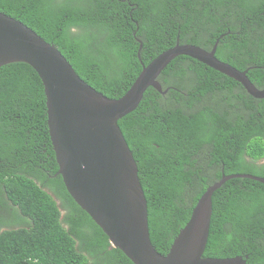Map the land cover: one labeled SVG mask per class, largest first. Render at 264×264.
<instances>
[{"label":"trees","instance_id":"obj_1","mask_svg":"<svg viewBox=\"0 0 264 264\" xmlns=\"http://www.w3.org/2000/svg\"><path fill=\"white\" fill-rule=\"evenodd\" d=\"M0 10L56 45L111 98L178 40L210 50L220 39L217 57L264 88V0H0ZM158 80L168 92L149 87L118 124L137 162L152 243L166 254L224 173L264 177V98L186 55ZM58 169L42 79L25 62L1 66L0 264H134ZM212 203L204 256L264 264V183L231 178Z\"/></svg>","mask_w":264,"mask_h":264},{"label":"water","instance_id":"obj_2","mask_svg":"<svg viewBox=\"0 0 264 264\" xmlns=\"http://www.w3.org/2000/svg\"><path fill=\"white\" fill-rule=\"evenodd\" d=\"M219 40L210 50L178 40L148 64L143 63L124 95L111 98L81 78L56 45L0 10V67L25 62L37 71L45 89L58 173L71 196L108 235L111 245L121 249L134 264H250L242 255L204 256L212 197L231 178L248 177L264 183V177L224 173L202 194L190 220L169 251L162 254L152 243L148 201L137 162L118 124L119 119L138 107L149 87L162 94L168 92L158 77L180 55L207 64L239 81L250 95L264 98V88L252 82L248 69L240 70L217 57ZM142 46L141 42L140 49Z\"/></svg>","mask_w":264,"mask_h":264},{"label":"flooded vegetation","instance_id":"obj_3","mask_svg":"<svg viewBox=\"0 0 264 264\" xmlns=\"http://www.w3.org/2000/svg\"><path fill=\"white\" fill-rule=\"evenodd\" d=\"M262 161H264V159Z\"/></svg>","mask_w":264,"mask_h":264},{"label":"bare ground","instance_id":"obj_4","mask_svg":"<svg viewBox=\"0 0 264 264\" xmlns=\"http://www.w3.org/2000/svg\"><path fill=\"white\" fill-rule=\"evenodd\" d=\"M214 80V79H213ZM213 204V203H212Z\"/></svg>","mask_w":264,"mask_h":264}]
</instances>
